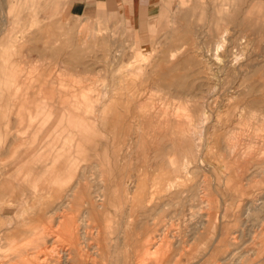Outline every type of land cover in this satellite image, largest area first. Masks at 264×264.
<instances>
[{
  "label": "rangeland",
  "instance_id": "374dc122",
  "mask_svg": "<svg viewBox=\"0 0 264 264\" xmlns=\"http://www.w3.org/2000/svg\"><path fill=\"white\" fill-rule=\"evenodd\" d=\"M71 3L0 0V264H264V0Z\"/></svg>",
  "mask_w": 264,
  "mask_h": 264
},
{
  "label": "crops",
  "instance_id": "0c3cea01",
  "mask_svg": "<svg viewBox=\"0 0 264 264\" xmlns=\"http://www.w3.org/2000/svg\"><path fill=\"white\" fill-rule=\"evenodd\" d=\"M143 1H151V0H72L71 7L73 8V11L78 12V11H83L85 8H90L93 7L97 2H112L113 4H117V6H120V8H136L137 5H139L140 2ZM138 11V10H137ZM157 66V65H156ZM86 132H84L85 134ZM83 135V133H82ZM86 135V134H85ZM27 171H30L29 166L27 167ZM76 199V200H75ZM78 198H74L72 201L75 206L81 205V202ZM79 203V204H78ZM50 205H56L55 202L51 203ZM49 216H53V214H49ZM49 220H58L56 217H51ZM233 253V252H231ZM242 254L238 255L237 258H235L234 263L238 262L240 260V257Z\"/></svg>",
  "mask_w": 264,
  "mask_h": 264
},
{
  "label": "bare ground",
  "instance_id": "6f19581e",
  "mask_svg": "<svg viewBox=\"0 0 264 264\" xmlns=\"http://www.w3.org/2000/svg\"><path fill=\"white\" fill-rule=\"evenodd\" d=\"M221 37H222V36H221ZM245 38H246V37H245ZM242 39H243V38H242ZM175 56H176V51L174 50V51L171 52L170 57H171V59H173ZM175 58H176V57H175ZM176 112H177V111H176ZM175 115H177V113H176ZM171 116H172V115H171ZM116 123H117V122H116ZM114 126H115V125H114ZM172 149H173V146H172ZM62 154H63V153H62ZM64 155H66V154H64ZM169 155H170V154H169ZM61 156H62V155H61ZM63 163H64V162H63ZM169 163H170L171 165L174 164L173 157L169 158ZM81 171H82V170H81ZM75 172H76V171H75ZM84 172H85V171H84ZM77 173H78V172H77ZM92 175H93V174H92ZM80 176H81V175H80ZM101 176H102V175H101ZM82 177H83V175H82ZM71 178H72V177H71ZM91 178H93V177L91 176ZM81 179H82V178H81ZM117 179H118V178H117ZM91 180H92V179H91ZM101 180H102V179H101ZM81 181H83V180H81ZM108 181H109V180H108ZM108 181H107V182H108ZM91 182H92V181H91ZM169 183H170V182H169ZM171 183H173V182H171ZM85 184H86V183L84 182V185H85ZM75 186H76V184H75ZM77 186H78V185H77ZM85 186H86V185H85ZM114 186H115V185H114ZM171 186H172V185H171ZM116 187H117V186H116ZM78 188H79V187H78ZM101 190H102V189H101ZM75 191H77V190H75ZM99 191H100V188H99ZM68 193H69V192H68ZM73 193H74V191H73ZM94 193H95V191H94ZM96 193H97V192H96ZM61 194H62V193H61ZM100 194H101V193H100ZM196 194H197V193H196ZM196 194H195V195H196ZM68 195H69V194H68ZM73 195H74V194H73ZM67 197H68V196H67ZM74 197H75V195H74ZM99 197H100V196H99ZM99 197H98V198H99ZM76 198H77V196H76ZM100 198H101V197H100ZM100 198H99V199H100ZM103 198H104V197H103ZM68 199H69V198H68ZM75 200H76V199H75ZM77 200H78V199H77ZM80 200H82V198H81ZM103 200H104V199H103ZM70 201H71V200H70ZM72 201H73V200H72ZM72 201H71V202H72ZM89 201H90V200H89ZM92 201H93V200H92ZM92 201H91V202H92ZM56 202H57V201H56ZM68 202H69V201H68ZM91 202H90V203H91ZM93 202H94V201H93ZM72 203H73V202H72ZM70 204H71V203H70ZM78 204H79V203H78ZM100 204H101V203H100ZM50 206H51V205H50ZM67 206H68V205H67ZM69 206H70V205H69ZM69 206H68V207H69ZM91 206H92V204L90 205V207H91ZM101 206H102V205H101ZM56 208H57V207H56ZM92 208H93V207H92ZM71 209H72V206H71ZM64 210H65V209H64ZM54 211H56V210H54ZM63 212H64V211H63ZM70 212H72V211H70ZM51 214H52V213H51ZM58 214H60V213H58ZM55 215H57V214L55 213ZM64 215H66V214H64ZM73 215H74V214H73ZM64 217H65V216H64ZM66 217H67V215H66ZM61 218H62V217H61ZM66 219H67V218H66ZM68 219H69V218H68ZM69 221H70V222H69V223H70L69 225H71V224L74 222V221H73V222L71 221V218L69 219ZM81 221H82V220H81ZM71 222H72V223H71ZM66 224H67V223H66ZM202 224H203V223H202ZM13 225H14V224H13ZM73 225H74V223H73ZM67 227H68V226H67ZM69 227H70V226H69ZM75 227H76V226H75ZM13 228H14V227H13ZM72 228H74V226H72ZM5 230H7V229H5ZM65 230H66V229H65ZM71 230H72V229H71ZM73 230H74V229H73ZM48 231H49V230H48ZM69 231H70V230H69ZM76 231H77V229H76ZM76 231H75V232L72 231V232L76 233ZM200 231H201V230H200ZM3 233H4V232H3ZM3 233H2V234H3ZM70 233H71V232H70ZM74 233H73V236L75 235ZM8 236H9V235H8ZM76 236H77V235H76ZM76 236H75V237H76ZM57 237H58V236H57ZM80 238H81V237H80ZM42 239H43V238H42ZM159 239H160V238H159ZM78 240H79V239H78ZM6 241H7V240H6ZM9 242H10V240H9ZM155 242H156V241H155ZM153 243H154V242H153ZM36 244L38 245L37 242H36ZM68 244H69V243H68ZM150 244H152V242H151ZM155 245H156V243H155ZM151 247H152V246H151ZM154 247H155V246H154ZM154 247H152V248H154ZM23 249H24V248H23ZM85 249H86V248H85ZM52 250H53V249H52ZM57 250H58V249H57ZM17 251H18V250H17ZM20 251H21V250H20ZM20 251H19V252H20ZM60 251H61V250H60ZM23 252H24V251H23ZM23 252H22V253H23ZM25 253H26V251H25ZM17 254H18V253H17ZM23 254H24V253H23ZM27 254H28V252H27ZM61 254H62V253H61ZM19 255H20V254H19ZM66 255H67L66 252H64V253L62 254V257H61V258H63L62 260H64L65 257H67ZM3 256H4V255H3ZM24 256H25V255H24ZM21 257H22V255H21ZM26 257H28V256H26ZM29 258H30V257H29ZM26 260H27V259H26ZM58 260H59V259H58ZM27 261H28V260H27ZM27 263H28V262H27ZM43 263H44V262H43ZM59 263H60V262H59ZM23 264H24V263H23ZM30 264H31V263H30ZM65 264H66V263H65Z\"/></svg>",
  "mask_w": 264,
  "mask_h": 264
}]
</instances>
